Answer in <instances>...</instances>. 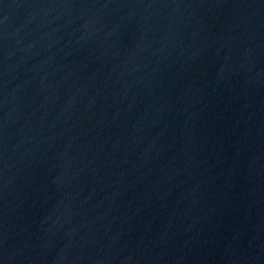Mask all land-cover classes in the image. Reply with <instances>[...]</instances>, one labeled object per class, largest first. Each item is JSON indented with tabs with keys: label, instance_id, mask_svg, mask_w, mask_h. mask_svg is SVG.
Returning a JSON list of instances; mask_svg holds the SVG:
<instances>
[{
	"label": "water",
	"instance_id": "obj_1",
	"mask_svg": "<svg viewBox=\"0 0 264 264\" xmlns=\"http://www.w3.org/2000/svg\"><path fill=\"white\" fill-rule=\"evenodd\" d=\"M0 264H264V0H0Z\"/></svg>",
	"mask_w": 264,
	"mask_h": 264
}]
</instances>
